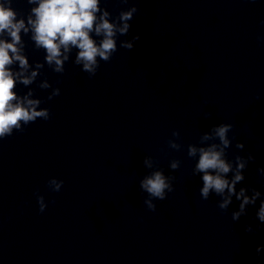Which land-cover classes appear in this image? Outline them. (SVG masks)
<instances>
[{"label": "clouds", "instance_id": "obj_1", "mask_svg": "<svg viewBox=\"0 0 264 264\" xmlns=\"http://www.w3.org/2000/svg\"><path fill=\"white\" fill-rule=\"evenodd\" d=\"M104 2L107 3L108 0ZM119 2L127 4L129 0ZM12 3L13 0H0V140L12 136L14 131L23 132L25 126L37 119H51L50 110L40 107L43 101L33 98L35 91L29 88L25 94L19 95L16 91L18 84L25 87L32 85L43 75L45 65L52 72L63 74L65 63L70 61L74 49L76 54L72 62L81 66V71L87 73L89 78L94 77L100 68V62L110 61L117 52L118 36L129 34V22L139 11L133 3L132 7L120 11L113 19L106 8H101V0H27L32 7L24 17L12 7ZM22 34L30 37L35 49L44 51L43 62L37 61L34 66L30 64ZM139 39L137 34L131 40H121L119 47L130 51ZM257 39L264 41V36H258ZM38 87L52 89L48 100L60 95V88L53 87L46 77ZM259 98L258 96L257 99ZM204 104H208V101L204 100ZM211 116L210 111L203 112L204 118ZM233 128L232 123L213 125L209 131L200 135L198 143L187 145V156L196 160L192 174H200L202 187L199 193L203 200L207 201L210 195L215 194L220 197L217 206L223 212L229 209L233 197L240 202L238 210L231 212V219L236 222L241 216L247 215L248 207L255 206L264 194L247 187H240L237 191V185L245 179L244 170L249 162L255 161V157L249 152L247 156L236 154L234 159L228 158V149L232 144L229 133ZM172 137L167 141L168 147L181 151L184 145L179 142L180 132L174 130ZM235 147L242 151L245 145L237 142ZM143 165L151 171L140 179L139 189L141 193L147 194L143 200L146 208L155 212L157 205L154 200L164 201L169 193L175 191V177L165 175L163 169L158 167V161L151 155L144 156ZM180 165L179 159L169 162L173 171L179 169ZM257 171L264 177V168ZM63 183V180L53 177L47 181V187L52 192H59ZM249 191L251 195L248 194ZM37 203L39 211L43 213L47 203L44 196L38 193ZM256 218L264 224V199L260 200ZM259 228L260 224L255 228L245 225V231L249 233L258 231ZM262 251L264 245L256 248L257 257Z\"/></svg>", "mask_w": 264, "mask_h": 264}]
</instances>
